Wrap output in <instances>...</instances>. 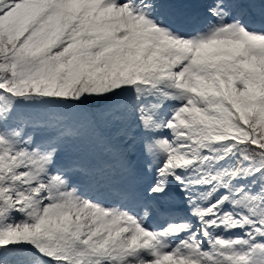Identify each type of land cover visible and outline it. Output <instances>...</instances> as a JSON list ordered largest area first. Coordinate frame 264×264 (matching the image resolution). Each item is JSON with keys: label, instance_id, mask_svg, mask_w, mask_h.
<instances>
[{"label": "snow or ice", "instance_id": "6c2138e0", "mask_svg": "<svg viewBox=\"0 0 264 264\" xmlns=\"http://www.w3.org/2000/svg\"><path fill=\"white\" fill-rule=\"evenodd\" d=\"M0 264H264V0H0Z\"/></svg>", "mask_w": 264, "mask_h": 264}]
</instances>
